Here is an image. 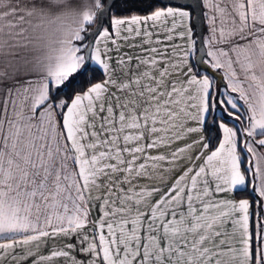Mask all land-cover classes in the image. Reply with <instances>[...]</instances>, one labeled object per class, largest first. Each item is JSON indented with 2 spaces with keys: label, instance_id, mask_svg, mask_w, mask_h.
I'll return each mask as SVG.
<instances>
[{
  "label": "snow or ice",
  "instance_id": "obj_1",
  "mask_svg": "<svg viewBox=\"0 0 264 264\" xmlns=\"http://www.w3.org/2000/svg\"><path fill=\"white\" fill-rule=\"evenodd\" d=\"M203 3L235 97L189 5L0 0V264H264V0Z\"/></svg>",
  "mask_w": 264,
  "mask_h": 264
},
{
  "label": "crops",
  "instance_id": "obj_2",
  "mask_svg": "<svg viewBox=\"0 0 264 264\" xmlns=\"http://www.w3.org/2000/svg\"><path fill=\"white\" fill-rule=\"evenodd\" d=\"M203 2V0H202ZM203 7H204V3H203ZM191 11V9H189ZM210 10L206 7H204V14L205 13H208ZM192 13V11H191ZM192 18H193V15H192ZM192 18L189 22V26L193 28V36H192V39L195 41V47L193 48L192 52H191V55L189 56V62L190 64L194 65V57L197 53V38L195 36V27L193 26V23H192ZM209 17L205 15V26H206V31H205V35H204V38H205V45H206V49L209 51V46H208V38H209V35H210V31H209ZM178 43L182 44L185 48H187V43L183 40H179ZM229 48H230V45L229 44H225V43H219V44H216V49H222L224 51H229ZM219 54V53H218ZM234 55V54H232ZM10 57L8 56H0V72H5L6 74L8 75H11V72H12V69L11 67L9 66V62H10ZM211 57H209L207 55L206 57V61L210 60ZM226 60L227 58H222V61L225 62V66L222 67V68H219V69H216L217 71L219 70L220 74L223 76V84L225 85V87L222 89L225 94H230L231 96L235 97L237 94L236 93H231V90L227 87L228 86V79H227V72H228V68H227V64H226ZM11 83V80H8L7 78H0V86H2L3 84H10ZM213 83L214 85L216 84L213 80ZM221 90V91H222ZM242 103V102H241ZM221 110V109H220ZM219 110V111H220ZM226 123L229 124V126H233V124L231 125L228 121H225ZM237 123H240V121H238ZM198 135V134H197ZM58 239H61V238H58ZM84 254L83 253H80L78 256H77V259H79L81 256H83Z\"/></svg>",
  "mask_w": 264,
  "mask_h": 264
},
{
  "label": "water",
  "instance_id": "obj_3",
  "mask_svg": "<svg viewBox=\"0 0 264 264\" xmlns=\"http://www.w3.org/2000/svg\"><path fill=\"white\" fill-rule=\"evenodd\" d=\"M111 2V0H109ZM174 2L189 5L192 11V23L195 27V35L197 38V50L198 54L196 56L195 62L197 63V67L204 71L208 72L212 76L216 77L218 81L223 80V76L220 73H216L213 68L207 63H202V61H206L208 50L205 45V14L202 0H174ZM91 31V28L89 29Z\"/></svg>",
  "mask_w": 264,
  "mask_h": 264
},
{
  "label": "trees",
  "instance_id": "obj_4",
  "mask_svg": "<svg viewBox=\"0 0 264 264\" xmlns=\"http://www.w3.org/2000/svg\"><path fill=\"white\" fill-rule=\"evenodd\" d=\"M190 9V8H189ZM196 36V35H195ZM197 54H198V51H197V53H196V55H195V57H194V60H193V62H194V66H195V68L196 69H198L199 70V72L203 75V74H207V75H209L213 80H214V82L216 83L215 84V86H217L218 88H219V91L220 92H223V88L225 87V85L222 83L223 81H218V79L216 78V77H214V76H212L211 74H209L208 72H204V71H202V70H200L198 67H197V63L195 62V59H196V56H197ZM214 71L216 72V73H219L220 71L218 70H216V69H214ZM95 75H96V77L97 78H99L100 77V73L99 72H97V73H95ZM222 90V91H221ZM221 98H223V97H221ZM220 108H221V106H217V109H216V111L214 112V116H216V117H219L221 114H219V110H220ZM225 119V118H224ZM225 121H228V119H225ZM231 125L233 124V122L231 123L230 121H228ZM239 124L240 123H238V125L237 126H239ZM206 135H207V133H205ZM213 140H214V142H215V137H213ZM237 198H241V196H240V194H237Z\"/></svg>",
  "mask_w": 264,
  "mask_h": 264
},
{
  "label": "rangeland",
  "instance_id": "obj_5",
  "mask_svg": "<svg viewBox=\"0 0 264 264\" xmlns=\"http://www.w3.org/2000/svg\"><path fill=\"white\" fill-rule=\"evenodd\" d=\"M206 60V59H205ZM225 93V92H224ZM225 95H227V94H225ZM221 110H220V112H219V114H222V108H220ZM224 118L225 119H228V121H230L229 120V118L226 116V114H225V116H224ZM231 122V121H230ZM238 121H235L234 123L236 124V125H238V123H237ZM232 123V122H231Z\"/></svg>",
  "mask_w": 264,
  "mask_h": 264
}]
</instances>
